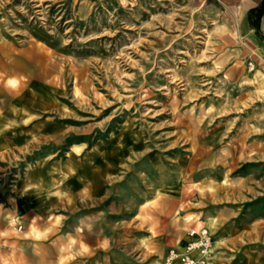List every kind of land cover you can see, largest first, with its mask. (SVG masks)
I'll use <instances>...</instances> for the list:
<instances>
[{"label": "rangeland", "instance_id": "obj_1", "mask_svg": "<svg viewBox=\"0 0 264 264\" xmlns=\"http://www.w3.org/2000/svg\"><path fill=\"white\" fill-rule=\"evenodd\" d=\"M238 24L213 1L0 0V264L96 245L165 264L231 197H264V73Z\"/></svg>", "mask_w": 264, "mask_h": 264}, {"label": "crops", "instance_id": "obj_2", "mask_svg": "<svg viewBox=\"0 0 264 264\" xmlns=\"http://www.w3.org/2000/svg\"><path fill=\"white\" fill-rule=\"evenodd\" d=\"M191 1L198 6L213 1L234 8L239 15L240 57L245 63L253 64V71L264 73V0ZM250 22L256 24L258 32ZM234 184L238 185V182L234 181ZM221 217L217 223L215 218L199 222L208 224L213 235L214 244L207 264H264V197L247 199L231 197L230 201L225 202ZM214 226L216 229L213 232ZM186 241L185 233V236L172 247L176 244L181 246ZM102 253V247L91 246L89 252L80 251L74 260L65 261V264H104L103 258H98ZM218 255L223 260L219 263ZM29 259L28 255L27 261L20 262L16 259V262L34 264ZM51 264H56L54 257Z\"/></svg>", "mask_w": 264, "mask_h": 264}, {"label": "built area", "instance_id": "obj_3", "mask_svg": "<svg viewBox=\"0 0 264 264\" xmlns=\"http://www.w3.org/2000/svg\"><path fill=\"white\" fill-rule=\"evenodd\" d=\"M249 71L253 70V64L247 63ZM22 227L19 225L17 231ZM187 241L183 245H175L168 251L165 264H207V258L211 255L213 235L206 227L189 228L186 231Z\"/></svg>", "mask_w": 264, "mask_h": 264}, {"label": "bare ground", "instance_id": "obj_4", "mask_svg": "<svg viewBox=\"0 0 264 264\" xmlns=\"http://www.w3.org/2000/svg\"><path fill=\"white\" fill-rule=\"evenodd\" d=\"M1 80H2V78H1ZM0 95H1V91H0ZM15 222H13V224H14ZM203 224V223H202ZM209 231H211L210 230V228L209 227H206ZM180 244V243H179ZM214 244V243H213ZM177 245V244H176ZM212 247H213V245H212ZM212 247H211V252H212ZM210 258H211V255L207 258V263L209 262V260H210Z\"/></svg>", "mask_w": 264, "mask_h": 264}, {"label": "trees", "instance_id": "obj_5", "mask_svg": "<svg viewBox=\"0 0 264 264\" xmlns=\"http://www.w3.org/2000/svg\"><path fill=\"white\" fill-rule=\"evenodd\" d=\"M250 25L253 26V27H255L256 32H258V27L256 26V24L250 22Z\"/></svg>", "mask_w": 264, "mask_h": 264}]
</instances>
